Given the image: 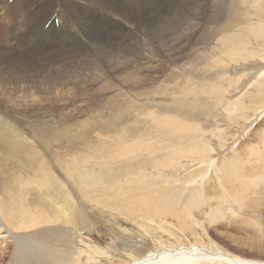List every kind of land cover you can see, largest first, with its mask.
Instances as JSON below:
<instances>
[{
    "label": "bare ground",
    "instance_id": "6f19581e",
    "mask_svg": "<svg viewBox=\"0 0 264 264\" xmlns=\"http://www.w3.org/2000/svg\"><path fill=\"white\" fill-rule=\"evenodd\" d=\"M53 1H65L66 14L71 17L65 19L66 22L59 17L58 28L53 24V27H49H52L53 30L49 31L44 29L46 20L42 19L41 34L44 37L45 35L50 37L53 43L33 46L34 41L30 42L29 36L38 30L35 27V21L38 18L35 15L37 5L44 6L45 0H13L10 4L8 0H0V19L6 22L5 29L7 30L5 35L0 27V33L3 34H0V83L14 80L24 84L25 80L33 79V82H30L32 87L41 92L45 91L46 86H50L52 83L51 80H47L45 77L41 78L39 76L44 75H35V73L44 71L48 77L47 68L31 66L30 63L33 59L29 61V57L40 55V59L41 56H44L43 58L46 57L49 62L52 58L55 61V59L65 57L66 53H83L85 49L89 48L88 44L93 43L95 39L97 41L99 37L95 24L97 17L89 16L91 9L102 10L114 6L109 0L103 1L99 4L100 6L98 0ZM253 1L256 2V0ZM200 10L199 8L198 11ZM82 13L86 14L87 18H84ZM254 14L264 21V0L258 2ZM169 18L170 16L167 17V21L170 20ZM244 21L249 22L248 19H244ZM8 23L12 24L10 30L7 28ZM156 25L158 28V24ZM228 25L227 30L230 31L231 28ZM215 26L217 28V25ZM242 28L234 30L230 35H222L221 40L219 39L220 42H217L216 49L213 47L216 44L212 46L214 57L220 59L217 65H222V68L214 75L223 81L220 82L214 77L203 85L184 89L186 92L198 93V99H204L203 102L209 106L212 105L217 109L223 108L227 116H221L223 121L217 129L214 130L211 126L205 125L210 120L205 124L200 122L201 118L209 113L200 105L195 106L194 112L177 110L172 117L168 113L172 109L165 107L161 113L162 119L159 120L158 134L155 139L161 144L160 147L154 148L150 152V148L142 149L137 145V150L141 148V151H135L136 145L131 147L130 144H124L113 148L112 152L110 151L112 159L115 156H124V158L117 157L120 160H97L99 157L91 156L94 159L93 162H99L101 174L97 176L84 175L74 180L79 196L85 202L100 205L118 214L127 223L138 225L145 235L156 239V246L153 249H146L136 246V243L130 240L125 241L121 237L123 240L121 251L122 253L128 252V257L131 259L129 264H264V258L262 261L244 259L216 244L213 245V239L211 240V236L218 232L215 229V234H212V229H210L212 225L226 223L234 218L235 221H241L243 224L246 223V225H251L250 227L264 232L262 212L260 211V209L264 210V130L261 132L252 131L250 139L235 149L217 168H214V165L209 162L213 148L206 139L207 134L214 136L219 133L214 137L218 140L220 149H223L231 141L238 143L244 133L239 134L238 132L242 125L240 121L245 123L246 131L252 128L258 120L259 112L260 114L264 113V70L256 75L254 82L247 83L249 88L252 87L251 90L248 89L247 93L244 92L231 103L224 101L232 86L239 83V80L234 78L225 81L228 80L227 67L239 60H252L255 57L264 60V26L254 28L248 24ZM142 31L134 37H130L129 41L125 36L123 38L116 36L117 41H114L117 46L116 51L119 58H123L122 62L119 61V58L113 61L114 58L109 56V64L101 69L104 61L99 59L101 62L98 61L99 64L95 65L90 64V55L82 59L81 65L86 68L85 70H89L86 72L102 82L99 93L104 94L111 90L119 91L114 95L112 101L109 100L110 108L108 106L107 109L118 108L119 110L118 100L125 104L127 96L131 92L141 94V86L137 84L136 77H131L124 72L125 67L134 65L132 62H135L138 56H143V53L152 54L154 50L158 53H165L164 50L173 44L172 41L165 39L161 41V44L158 41L159 45H155V48L152 46L145 48V45L142 46V44L146 41L152 42L153 38H157L159 34L157 31L154 33ZM58 33L59 35H57ZM178 39L181 38L178 37ZM31 45L32 47H30ZM137 46L140 49H137ZM167 51L170 58L174 56L175 49L171 47ZM50 52H53L52 56L49 55ZM238 52H241L242 55L236 58L231 57L230 53ZM246 53L251 57H244L243 55ZM132 54H135L133 56L135 61L129 60ZM27 56L29 57L27 58ZM210 59L213 58L210 57ZM48 62L46 63L48 64ZM113 64L116 66L113 67ZM134 67L135 72L139 71L137 66L134 65ZM93 71L95 74L92 73ZM67 72V69L60 70L58 68L57 75L64 79ZM98 74L101 78L95 76ZM111 76L115 78L113 81ZM57 80L55 79L54 82ZM56 84L64 83L57 82ZM213 95L217 99L210 102L208 96ZM191 102L194 100H187L186 105L189 106ZM225 117L229 118L235 130L223 126ZM47 130H39L42 140L46 136H53L52 132ZM242 148L245 150L242 151ZM105 150L104 152H106ZM146 151L150 157L143 159V154L139 152L145 154ZM110 152L108 151L107 154L111 155ZM95 154L98 153L95 152ZM103 157L107 159L106 155ZM188 165L189 167H187ZM39 167L41 168L40 164ZM181 169H185L184 176H180ZM212 171L217 175L216 179L210 178ZM40 172L41 175L39 176L37 173L36 176H39L41 181L38 179L35 186L43 201L28 200L29 194L22 195L24 188L14 190L16 194L22 196L19 199L14 196L12 207L5 206L0 200V264H112L108 250L97 247V244V246L84 245L91 254L87 258H83L85 252L83 249H73L72 237L74 233L88 229V222L82 220L83 216L81 217L83 210L77 209L71 195L63 189V185H60L51 173L47 172L45 168H42ZM134 172L138 174V177L134 178L128 175L126 181L120 183L123 176L133 175ZM3 191L8 193L6 189ZM10 195L12 196V194ZM235 209L239 211L236 214H234Z\"/></svg>",
    "mask_w": 264,
    "mask_h": 264
},
{
    "label": "rangeland",
    "instance_id": "374dc122",
    "mask_svg": "<svg viewBox=\"0 0 264 264\" xmlns=\"http://www.w3.org/2000/svg\"><path fill=\"white\" fill-rule=\"evenodd\" d=\"M12 1L8 0V3L10 4ZM103 1L107 0H98V5ZM109 1L114 5L112 6L113 8L91 9L89 16L97 17L95 18V24L99 37L97 41L95 39L93 43H89V48L85 49L83 53H66L65 57L55 59V61L52 58L49 62L46 57L43 58L44 56H41V59L40 55L27 56L29 61L33 59L30 63L31 66L47 68L48 77L44 74V71L43 73L42 71L35 73V75H44L39 76L41 78L45 77V79L51 80L52 83L50 86H46L45 91L41 92L39 89H34L32 83H30L31 81L33 82V79L25 80L24 84L14 80L0 83V200L7 207H12L14 196L19 199L22 195L29 194L28 200L43 201L42 196L36 191L38 188H36L35 184L41 181L39 178L41 175L40 171L45 168L60 185H63V189L71 195L77 209L83 210L81 212L82 220L88 222V229L74 233L72 237L73 249H83L85 251L83 258H87L91 254L84 245H98L97 247L108 250L111 258V260L109 258L110 263L129 264L131 259L128 257V252L122 253L121 251V244L123 243L121 237L125 241L130 240L135 242L136 246L146 249H153L156 246V239L145 235L138 225L127 223L118 214L100 205L85 202L80 198L79 192L74 185V180L84 175L97 176L101 174L99 162H93L92 160L94 159L91 156L99 157L97 160H120L124 156L121 155V157L119 155L112 159L111 152L113 148L124 144H130L129 146L131 147L136 145L135 151H141V148H147V150L150 148V152H152L154 148L160 147L161 144L155 139L158 134L159 120L162 119L161 113L165 107L172 109L168 112L172 117L177 110L194 112L195 106L200 105L203 109L209 111L208 115L203 116L200 122L205 124L206 121L210 120L205 125L207 127L211 126L214 130L217 129L218 125L222 124L223 121L221 116H227L223 108L219 107L217 109L212 105L209 106L203 102L204 99H198V93L186 92L184 89L203 85L214 77L220 82L223 81L214 75L216 71L222 68L221 64L217 65L220 59L215 58L213 52L217 48L219 39L221 40L222 35H230L234 30L245 28L248 24H251L254 28L264 26V21L254 14L260 0H256V2L253 0ZM45 3L44 6H40L41 4L37 5L38 8L35 15L38 18H36L35 27L38 30L36 33L32 32L31 36H29V41H34L33 46L42 43H48V45L53 43L50 37L47 35L44 37L41 34L42 19L46 20L44 29L49 31L53 30V24L58 28L59 17H61L62 21L71 17L66 14L65 1L54 2L53 0H45ZM199 8L201 9L200 11H198ZM82 16L87 18L84 13H82ZM169 16L170 20L167 21ZM244 19H248L249 22L244 21ZM4 22L3 19H0L1 30L6 35V22ZM156 24H158V28H156ZM227 24L231 28L230 31L227 30L229 28ZM11 25V23L7 24L8 30L11 29ZM215 25H217V28ZM50 26L52 27L49 28ZM141 30L147 33L157 31L159 34L157 38H153L152 42L146 41V43L142 44V46L145 45V48H150L151 46L155 48V45L158 46L165 39L172 41L173 44L164 50L165 53H158L156 50L152 54L143 53V56L136 58L137 62L133 57L135 54H132L129 60L133 59L132 61H135L132 63L138 67L139 71H134V65H128L123 71L131 77H136L137 84L141 86V94L131 92L127 96L125 104L118 100L120 103L119 110L118 108H115V110L112 108L107 109L108 106L110 108L109 100L112 101L115 97L114 95L119 93V91L113 92L111 90L106 91L104 94L102 92L99 93L102 82L99 79H94V75L92 76L86 72L89 70H85L86 68L81 65L82 59L90 55V64L95 65L104 61L102 69L109 64V56L114 58L113 61L119 58L115 43L117 37L123 38L125 36L128 39L127 41H129L130 37L139 34ZM170 32L172 36L169 35ZM158 41L160 42L158 43ZM171 47L175 51L173 52L174 56L170 58L167 50ZM137 49H140V47L137 46ZM49 55L52 56L53 52H50ZM72 55L74 56L72 57ZM230 55L232 58H236L242 53H230ZM243 56L246 58L251 57L248 53ZM210 57L213 59H210ZM122 59L119 58V61L122 62ZM125 59L127 60V58ZM115 66L113 64V67ZM58 68L60 70H68L67 75L63 77L64 79L57 75ZM262 70H264V60L259 57L231 63L227 67L228 80L225 81L234 78L235 80L238 79L239 83L232 86L224 101L231 103L244 92L247 93L248 89L251 90L252 87L250 89L247 83L254 82L256 75ZM92 73L95 74L94 71ZM95 76L100 77V74ZM55 79H58L57 82L64 84H56L57 82H54ZM113 79L115 78L112 77L111 80L113 81ZM208 99L213 102L217 98L216 96L214 98L213 95L208 96ZM187 100H194V102H191L188 106L186 105ZM95 108L98 109L97 112ZM256 113L258 115V112ZM257 119L252 128L246 131L245 123L243 124V121H240L242 125L238 132L239 134L244 132L243 136L239 138L240 141L238 143L231 141L223 149L219 148V142L214 137L219 133H215L216 135L214 136L212 134L206 135L209 145L213 148V152L209 156V162L214 165V168L220 167L235 149H238L245 141L250 139L249 136L252 131L261 132L264 130V113L260 114L259 112ZM224 121L223 126L225 128L230 127V130H235L228 117H225ZM46 129L51 131L53 136H46L42 140L39 130ZM181 134L183 135V133ZM254 143L251 142V144ZM137 145L141 147L138 150ZM110 146L112 147L111 149ZM104 149H106V152H104ZM107 150L111 151V155L107 154ZM98 151H103L104 153ZM95 152L98 154L96 155ZM146 152L145 154L139 152L143 154V159L150 157L149 153L147 152V155ZM104 155H106L107 159L103 157ZM117 157L120 158L117 159ZM184 171L185 169L180 170V176L186 174ZM37 173H39L38 177L36 176ZM128 175L134 178L138 177L136 172L133 175L126 174L122 177L120 183L125 182ZM210 178H217L214 171L211 172ZM4 183L11 185V187L8 185L5 188L7 185ZM4 188L8 190V193H4ZM16 188H24L25 194H16L14 192ZM17 198L15 199L17 200ZM260 211L262 212V216H260L264 224V210L260 209ZM238 212L237 209L234 210V214ZM234 219L226 223L221 222L212 225L210 229H212L213 233H211L215 234V229L218 231L214 236H211V240L213 239L212 241L214 242L213 245L216 244L224 250L250 261H262L264 258V232ZM123 231H126V233H123ZM84 260L83 262H85Z\"/></svg>",
    "mask_w": 264,
    "mask_h": 264
}]
</instances>
